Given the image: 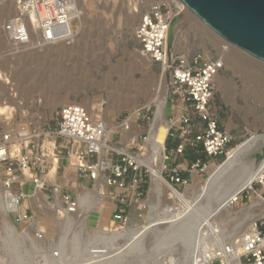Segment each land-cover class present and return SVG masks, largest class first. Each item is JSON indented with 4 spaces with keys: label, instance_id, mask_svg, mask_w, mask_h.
Wrapping results in <instances>:
<instances>
[{
    "label": "rangeland",
    "instance_id": "rangeland-1",
    "mask_svg": "<svg viewBox=\"0 0 264 264\" xmlns=\"http://www.w3.org/2000/svg\"><path fill=\"white\" fill-rule=\"evenodd\" d=\"M20 1L0 0V135L9 133L11 136H15V133H17L20 137H26L28 133L34 136L32 146L37 144L41 146L43 137L38 135V132L47 130L49 127L54 129L56 126V110L62 106V103L52 106L49 99L52 100L58 96L63 102L69 101L86 106L90 114H97L106 124L108 123L113 128L110 132L114 133V137L109 139L111 147L107 146L108 150L110 148L112 151L106 157L115 161V163H120L122 159H127L128 156L137 163L139 166L138 173L144 176L149 183L150 171L146 165L137 162L136 158L144 160V157L147 158L150 155L149 149L145 150L149 148L147 146L148 139L145 142L144 138L147 137V119L152 120L156 115V105L150 103V101L154 97L162 71L157 64H152L151 69L148 71L147 64H145L146 62L143 61L144 59L139 53V44L135 39L134 29L143 14L158 9L163 14L171 10L170 15L173 8L166 3V0H74L76 6L83 10L82 12L85 15L82 18L78 14L72 17L69 23L71 31L73 29L77 32L74 38L75 43L71 44L73 48L69 46L68 49L73 51L69 52L63 49L62 52V48L56 46L57 49L59 48L58 51L55 47L57 42L52 46L40 48L41 52L40 50L25 51L24 54H19L18 57V55L15 56V51L8 45L2 26L15 17ZM190 15V21H188L189 19L182 21L179 18L180 21H178L174 31L173 43L167 48L170 55H184L187 58H192L196 54H201L208 59L215 60L221 59L222 51L225 49L227 53L228 50L232 51V55L235 54L242 62L243 60H249L254 66V70L242 65L224 66L218 74L221 89L215 83L213 86L212 106L214 112L220 127L227 130L233 138L228 148V151H230L249 138L250 135L264 133V63L231 49L191 12ZM77 21L79 25H83V28L81 26L77 28V26L79 27ZM80 22L82 23L80 24ZM37 51H39V54ZM40 74L44 79L41 78ZM30 75H33V78ZM168 79L169 72L167 71L165 72V87ZM166 91V107H164L163 112L165 118L168 119L170 97H168ZM15 94L17 106H15ZM51 95H54V97H51ZM115 95L120 97V101L117 100L118 97ZM122 99L126 102L123 101V103ZM99 101H102L103 104L100 108H97L95 104ZM135 106L145 108L139 110V112H134ZM129 117V128H127L129 131L127 132L126 129L123 131L122 128L127 123V121L125 123L124 121ZM122 124L123 126L120 127ZM12 145L15 146V143H12ZM170 146L171 143L167 141L165 148L168 149ZM17 147L22 155L30 150L32 152L31 162L34 161L37 152L31 149V146L25 148V145H17ZM255 155L256 151L245 156L240 164L238 163V166L236 165L231 170L237 172L232 173L230 171L231 173H228L227 178L224 177L222 183L217 185V189L216 186L213 188L215 191L212 190V193L203 204L206 205L210 201L226 195L240 179L239 177L243 171L250 168ZM225 160V157H221L216 160L215 165L221 164ZM254 163L256 162L254 161ZM167 165L168 163L164 161V166ZM212 165L214 164L210 160L206 169L203 172H198L194 176L195 178L193 177V181L196 179L198 184L203 185L208 178ZM161 173L163 176L165 175L163 169ZM1 174L2 168L0 167V197H2L4 207V211L0 209V264H88L91 261L87 262L85 260L88 259L91 247H107L114 250L126 242V238L109 242L103 236H98L101 230L107 232L133 230L142 225L150 213L153 214L154 212V214L160 216L164 214L165 209L167 210L172 205L171 200L168 198V191H159L155 194V197L153 196L154 193L149 192L147 185L146 194L143 197V201H146L147 206L142 213V217H138L139 212L136 206L131 205L127 212L128 222L125 225L117 224L112 221L111 217L115 209L122 205L121 201L124 202L126 199V192L123 189L117 190V192L109 190L100 178L97 184L86 181L77 184L72 176L68 177V182L64 181L62 168L57 164L54 177L50 171L45 179L52 182L55 178V184L62 186V188L63 185H66L67 187L63 190L69 191L74 198L79 194L83 196L86 192L92 194L86 202L88 208L85 207V209L88 212L84 209L83 214L77 213L79 217L72 216V223L65 227L57 223L58 220L63 221L64 219L58 215L55 207H47L38 211L35 209L34 211H27L32 221L22 226L15 224V213L9 210L10 204H6L3 199L4 190L1 184ZM129 178L130 176L127 175L124 178V183H127ZM193 181L190 186H187L189 192L194 190ZM13 188L12 192L15 193V186ZM149 188L152 189V183ZM186 188H181L178 192L185 194ZM254 188L257 189V186L254 185ZM47 189L50 194L52 188L48 186ZM96 189L103 191L98 201L95 200L97 198L93 197ZM25 190H28V186H25ZM247 190L239 194L237 201L230 207L231 209H227L232 219L235 217L236 220L238 218L243 219V224L239 230L241 234L252 222L250 218L251 221L244 218L242 212L257 197L255 195L254 198H251L250 190ZM30 193L35 194L33 198L35 202L41 198L33 190ZM156 198L158 200H155ZM253 214L256 215L255 209ZM201 217L199 216L197 219ZM218 224L221 225L224 233L222 235L223 245L228 247L231 242L236 241L229 236L231 232L229 229H231L233 223H229V220H223L218 221ZM10 226L15 229L9 231ZM163 228L147 235L142 240V248L134 250L136 253L133 251L131 258L125 264H167L166 262L170 258L175 259V261L179 259L183 261L181 248H176L174 252H169L170 254H162L163 248L161 246L164 242H173L175 239L177 240L176 243L183 241L178 240L183 237L181 232L166 231V228ZM195 238L191 236L188 239L193 240L190 244L192 251L197 246ZM198 239H201V237ZM205 240L207 248L212 246L211 249H214L218 245L212 239ZM208 245L211 246L208 247ZM197 247L200 251H204L200 245ZM102 262L111 264L107 260ZM213 264H219L218 260H215Z\"/></svg>",
    "mask_w": 264,
    "mask_h": 264
},
{
    "label": "built area",
    "instance_id": "built-area-1",
    "mask_svg": "<svg viewBox=\"0 0 264 264\" xmlns=\"http://www.w3.org/2000/svg\"><path fill=\"white\" fill-rule=\"evenodd\" d=\"M82 11L74 0H21L15 17L2 26V31L17 56L25 51L66 41L72 17L79 14L83 18L85 14ZM170 11L163 14L157 9L143 14L135 26L134 36L139 44L140 55L149 59L152 64L159 65L164 73L169 72L166 85V93L170 97L169 127L163 151L164 161L168 165L163 168L165 175H161L164 183L180 191L192 184L193 177L198 172H203L210 160L215 164L217 159L226 158L233 138L227 130L220 127L212 106L214 78L224 68L223 63L220 59L211 60L201 54L192 58L170 55L166 46L167 15ZM16 100L15 94V106L18 105ZM129 119L130 117L124 123ZM147 120L145 142L154 117ZM38 135L43 137L41 146H32L34 136L28 133L26 137H20L17 133L15 136L9 133L0 135L3 199L6 204H10L9 210L15 213V224L23 226L32 221L27 211L35 209L38 211L55 207L62 218L64 216L59 211L72 215L76 213L77 199L69 191L63 190L67 186L63 185L62 188L55 184V178L52 182L45 179L57 164L62 168L64 181L68 182V177L72 176L77 184L82 181L95 184L100 178L109 190L117 192L123 189L126 192V199L121 201L122 205L112 214L113 222L125 225L131 205L136 206L138 217H142L147 206L143 197L147 185L149 192L151 191V178L149 177L148 183L138 173L137 163L128 156L120 163L106 157L112 151L106 150V145L110 146L109 139L114 137V133L107 132L106 122L97 114H90L78 103L62 105L56 110L55 128L39 131ZM167 141L171 143L168 149L165 148ZM17 145H25V148L31 146L37 152L34 161L31 162L30 150L22 155ZM187 152L203 154L208 161L196 159L193 162H180L179 159H183ZM127 175L130 176L129 181L124 183ZM14 186L15 193L12 192ZM25 186H28L27 191ZM48 186L52 188L50 194ZM252 188L253 191H249L251 198L258 192L264 203V167L261 177L253 182ZM31 190L41 197L36 202ZM255 213L253 232L244 239L238 264H264V205L256 207ZM198 240L201 249L207 250L205 238ZM216 260L223 264L219 259Z\"/></svg>",
    "mask_w": 264,
    "mask_h": 264
},
{
    "label": "bare ground",
    "instance_id": "bare-ground-1",
    "mask_svg": "<svg viewBox=\"0 0 264 264\" xmlns=\"http://www.w3.org/2000/svg\"><path fill=\"white\" fill-rule=\"evenodd\" d=\"M166 3H168L171 6V8H173V12L169 16H167V18H168V24L166 27L167 28V30H166V42H167V32H168V26H169L170 21L175 17L177 18L178 21H180V20L183 21V20H188V19H189L188 21H190L191 15H190L189 10L183 4H181V2L179 0H166ZM129 14H130V12H129ZM77 18H78V16H77ZM179 18H180V20H179ZM75 20H76V18H75ZM79 21H80V18H79ZM81 21H83V20L81 19ZM178 21H177V24H178ZM77 23H78V21H77ZM81 23L82 22H80V24ZM78 25H79V23H78ZM80 26L83 28V25H79V27L77 26V28H80ZM77 31H78V29H77ZM76 33L77 32H75V30H73V29L71 31L70 25H68V34H67V35H69V37L67 39L68 41L66 40V41L58 42L55 45V47L56 46L61 47L62 52H63V49L68 50L70 48L69 46H71L72 43H75L74 38L76 37ZM79 35H80V33H79ZM166 45H167V43H166ZM47 47H49V46H47ZM57 47H56V49H57ZM220 48H222V47H220ZM38 50H40V52L42 51L41 49H38ZM72 51H69V52H72ZM225 52H226V50L223 49L222 57L220 59L223 63V66L234 67L237 65H242L244 67H247L249 69L254 70V66L251 64V62H249V60H246L247 62L243 60V62H242L239 59V57L237 58V56L235 54L232 55V51L228 50V53L227 52L225 53ZM37 53L39 54V51H37ZM68 53H66V54H68ZM69 54H71V53H69ZM18 57H19V55H18ZM143 59H144L143 61L146 62L145 64H147V68L149 71V69H151L152 62L145 57H143ZM141 61H142V59H141ZM257 69H258V67H257ZM255 70H256V68H255ZM37 74H39V73H37ZM41 74H43V73H41ZM41 74H40V76H41ZM32 76L30 75L31 78H33ZM31 78H29V79H31ZM41 78H42V76H41ZM42 79H44V78H42ZM41 82H42V80H41ZM214 83L217 85V87L219 89H221L218 76H216L214 78ZM35 84H36V82H35ZM44 84H45V82H44ZM40 85H41V83H40ZM40 85H38V86H40ZM165 91H166L165 73H164V71H162L160 74V77H159L156 92L154 94V97L150 101V103H154L156 105V109H157L156 115L154 118V122L151 125L150 130H148L149 136L147 138L148 139L147 146L149 148L145 149V150L149 149L150 155L147 158L144 157V160H140L138 157L136 158V160H138L137 162H139L140 164L146 165L148 170L150 171L149 174L151 176V183H152L151 193L152 194L154 193L153 196H155V194L159 193V191L166 190V191H168V198L171 200L172 205H171V207H168L167 210L165 209L164 214H161L160 216H157L158 214L156 215V214H154V212H153V214L150 213L147 216V220L142 225L137 226L133 230H130V231L120 230V231H116V232H107V231L101 230L99 232V234L97 233L98 236L99 235L103 236L104 239L108 240L109 242H115L119 238H126V242L123 245L118 246L114 250H111L107 247L106 248L105 247H91L88 259L85 260L87 262L91 261L88 264H96V263H104L105 264V262H102V261H106V260H107V262H111V264L112 263L113 264H125L126 261H128V259L131 258V255L133 254L134 250L142 248V246H143L142 240L147 235L154 233L156 230L158 231V229H161L162 227L166 228V231L167 230H171L173 232L177 231V232H181L183 234V237L181 239H178V240H183V241L176 243L177 240L175 239V241H173V242H170V241H169V243L164 242V244L161 246L163 248L162 254H166L169 252L172 253L175 251L176 248H178V249L181 248L183 251V252L181 251L183 253V257H182L183 261L180 259L175 261V259L170 258L166 262L167 264H213V262L216 259H219L223 264H238L239 256L243 250L244 239L247 238L253 232V222L255 219L253 217H256V215L253 214L254 209H256V207L264 205V203L260 199V193L256 192V194H255L257 196L256 199L252 200L250 206L244 212H242L244 214V218H246V219L250 218L252 220L251 224L249 223L250 225H248V227L246 229H244V231H242L243 232L242 234H241V232H239V230L243 224V219H240L238 217H237L238 220L235 219L236 217L232 219L231 214H230V212H227V209L232 207V205L237 201V197H238L240 192L237 195L232 194L233 189L237 183H239L241 181H245V184L243 186L244 187L243 190L248 189L251 192L253 191V188H252L253 182H255L262 175V170L264 167V159H262L258 163H254V161H251L250 168L246 169L247 171H243L242 175L239 177L240 179L237 180V182L230 188V190L226 193V195H224L223 197L218 198V199L217 198L214 200L212 199L213 201H210V203H207L206 205L203 203L209 197L210 193H212V190L215 191L213 188L216 186V189H217V187H218L217 185L218 184L220 185L222 183L224 177L223 178H220V177H222L223 174L226 173V171H228V170L231 171L232 169H234L238 163L240 164L241 160L245 156L252 154L253 152L255 153V151L263 145L264 135L263 134L258 135L256 133L250 135L249 138L245 139L242 143L238 144L236 147H234L233 149L228 151L227 156H226V160H225L226 162L224 161L223 163L217 164V165L214 164L210 167L211 169L208 173V178L206 179V181L203 185L198 184L196 179H194V181H193L194 190L189 192L188 187H187L185 194H181L180 192H178L177 190H175L171 186L164 183V181L162 179V175H161L162 169L164 168V155H163L164 140H165V136H166V133H167V130L169 127L168 119L165 118V116H164L165 114L163 112L164 107H166ZM115 96L118 97L119 94H118V96L117 95H115ZM44 97H45V95H44ZM51 97H54V95L53 96L51 95ZM112 98H113V96H112ZM118 99L120 101V97H118L117 100ZM124 99H126V98H124ZM128 99H127V101H128ZM49 100H50V103L52 106L57 105L58 103H62V105L75 104L74 102H69V101L63 102V101H61V98L58 96L54 97L52 100L51 99H49ZM123 101H125V100L122 99V102ZM50 103H48V104H50ZM97 103L95 104V106L97 108H100L101 105L103 104L102 101L101 102L99 101ZM116 103H117V101H116ZM80 105H82V104H80ZM130 105H131V103H130ZM82 106L88 112H90L86 106H84V105H82ZM141 108H143V107L137 106L134 109V112L138 111ZM4 110H6V108H4ZM106 125H107V132H110L111 129H113V128H111L108 123ZM127 128H129V120L127 121V123H125V126H123L122 130L124 131ZM106 150H108L107 145H106ZM235 172H237V171H235ZM55 173H56V166L51 170V175L54 177ZM229 174H227V175H229ZM226 176H225V178H227ZM212 183H213V187H211ZM102 194H103V191L101 192V191L96 189V190H94L93 197L97 198L95 200L98 201L99 198H101ZM152 194H150V195L152 196ZM91 195L92 194H89V192H86V194L83 196H81L79 194L76 197L77 198V200H76L77 201L76 213L72 215V214H67V213L64 214V212L60 211V214H63V216H64L63 217L64 220L63 221L58 220L57 223H60V225L65 226V227L68 226V224L70 225V223H72V218H71L72 216L73 217L74 216L79 217V215L77 213L83 214V210L86 207V202L88 200V197ZM153 198H152V201H153ZM155 200H158V199L156 198ZM152 201H151V203H152ZM175 207H177V208H175ZM87 208L88 207H86V209ZM0 209L2 211H4L2 197H0ZM97 211H99V210H97ZM152 211H153V209H152ZM84 215H85V213H84ZM199 216L200 217L202 216V217L197 219V217H199ZM262 216H264V213L262 214ZM58 219H60V218H58ZM250 219L248 221H251ZM223 220L224 221L229 220V223H231V222L233 223V224H231L233 229H232V227H230L232 230L229 229L231 232L230 231H228V232H230L229 236L233 237L236 241L231 242L228 245V247H225L223 245L224 242L222 240V238H223L222 235L224 233H223V230L221 228V225L218 224V221L221 222ZM55 221H56V219H55ZM228 225H230V224H228ZM14 229L15 228L13 226L9 227V231H12ZM165 233H167V232H165ZM191 236L193 238L197 237V238H195L197 240V242H196L197 246L199 245L198 238L201 237L203 239L205 238L208 240L212 239L213 241H215L219 244V247L218 248L215 247L214 249H211L212 246L210 245L211 248H208L205 251H200L199 248L196 246V249L192 251V249H191L192 246L190 244H192L191 242L193 240H191V239L188 240ZM236 238H238V239H236ZM209 244H211V243L209 242ZM210 246L208 245V247H210ZM158 251H159V249H158Z\"/></svg>",
    "mask_w": 264,
    "mask_h": 264
},
{
    "label": "water",
    "instance_id": "water-1",
    "mask_svg": "<svg viewBox=\"0 0 264 264\" xmlns=\"http://www.w3.org/2000/svg\"><path fill=\"white\" fill-rule=\"evenodd\" d=\"M179 1L231 49L264 63V0ZM177 21L175 17L169 23L167 48L173 43ZM262 159H264V143L256 150L254 161L258 163ZM229 172L230 170L226 171L220 178L225 177ZM244 184L245 181L237 183L232 194L237 195L241 192Z\"/></svg>",
    "mask_w": 264,
    "mask_h": 264
},
{
    "label": "crops",
    "instance_id": "crops-1",
    "mask_svg": "<svg viewBox=\"0 0 264 264\" xmlns=\"http://www.w3.org/2000/svg\"><path fill=\"white\" fill-rule=\"evenodd\" d=\"M196 159H199L201 162H207L208 159L205 155L203 154H197V155H194V154H191L190 152H187L186 155L184 156V158L182 159H179L180 162L184 163L185 161L188 162H193L195 161ZM184 177H187L186 174H183Z\"/></svg>",
    "mask_w": 264,
    "mask_h": 264
}]
</instances>
